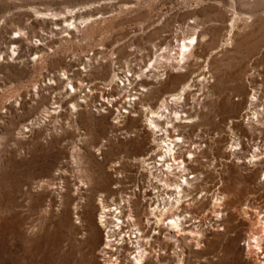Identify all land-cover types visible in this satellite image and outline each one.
I'll list each match as a JSON object with an SVG mask.
<instances>
[{
    "label": "rangeland",
    "instance_id": "obj_1",
    "mask_svg": "<svg viewBox=\"0 0 264 264\" xmlns=\"http://www.w3.org/2000/svg\"><path fill=\"white\" fill-rule=\"evenodd\" d=\"M65 19L71 20L70 23L84 22L80 31H69ZM235 19L233 48L224 49L222 45L228 40V30ZM195 20L200 29L199 43L196 59L186 68L188 72L172 73L169 64L164 65L160 70H168L169 77L149 82L155 89L141 96L138 107L145 104L156 110L186 80L202 71L214 76L210 80L217 82L208 86H217L216 97L204 101L211 105L210 111H206L208 116L192 130L205 140L203 150L209 158L205 156L203 161L209 166L205 167V173H212L208 183L211 194L221 185V191L230 195L226 205L229 213L226 232L209 233L210 239L203 250H197L189 240L182 237L180 240L183 247H188H185L186 264H211L212 244L217 241L223 246L234 237L235 246L228 252L231 264H259L244 251L245 239L251 231L240 209L249 203L264 211V185L258 183L264 176L260 177V169L252 171L230 156L232 133L228 128L245 111L246 96L254 88L246 77L255 73L257 83L264 82V0H0L1 49L8 47L10 37L19 34L17 28L26 33L17 44L19 58L0 59V264H42L44 254H49L50 263L54 264L50 245L42 239L53 233L56 220L63 213L58 209L63 179L68 183V198L72 197L71 221L78 227L76 264H102L104 230L98 225V200L101 195L108 201H117L121 192L128 195L135 188L137 178L145 183L146 173L141 172L144 157L150 152L156 154L154 150H157L153 134L146 129V115L141 112L139 117L129 118L124 126L115 128L111 114H93L86 107L78 114L70 112L68 104L72 100L64 91L65 84L54 86L58 88L55 92L44 87L43 100L39 101L33 99L32 89L64 68L69 74H81L84 85L88 82L87 85L91 83L97 89L95 95L113 88L106 94L121 102L127 90L120 92L116 84L107 85L114 74L120 70L138 71L150 58L152 44L163 47L167 43L175 44L181 35L180 28L186 32V26ZM43 34L46 38L43 52L48 54L40 61L30 62L28 55L34 53V48L29 42ZM96 53L99 56L92 60L93 68L86 73L90 69L81 68ZM196 87L200 85L196 83ZM61 91L60 96H55ZM237 95L244 97L243 103ZM19 97L23 99L22 106L15 107ZM78 97L80 94L74 100ZM12 100L14 103L9 104ZM53 101L60 105L58 114L20 136L21 128L39 117L46 107H51ZM103 141H107L103 154L97 155L95 150ZM238 156L242 160L244 154ZM118 161H122L121 166L112 171ZM201 166L195 163L196 169ZM76 203H80L81 224L73 214ZM135 204L138 212H146L147 205L143 203L142 208L139 200ZM90 207H93L92 217ZM231 209L237 210L233 217ZM192 211L208 215L209 203L202 200ZM92 224L100 230L94 243L91 242ZM62 232L66 239L70 237L69 227H64ZM124 257L123 252L121 258ZM173 257L165 262L177 264L178 257ZM121 264L125 260L121 259Z\"/></svg>",
    "mask_w": 264,
    "mask_h": 264
},
{
    "label": "bare ground",
    "instance_id": "obj_2",
    "mask_svg": "<svg viewBox=\"0 0 264 264\" xmlns=\"http://www.w3.org/2000/svg\"><path fill=\"white\" fill-rule=\"evenodd\" d=\"M56 20L58 21L59 19ZM70 22L71 20L69 19L64 20V23H68L66 28L69 31H80V25L83 24L84 20H81L80 24L76 21ZM196 22V20L190 22L193 25L189 23L186 26V32L180 28L181 35L176 38L175 44L167 43L164 47L152 44L151 56L150 58L148 57L144 66L139 67L138 71L135 72L130 69L127 70L131 78L127 75L120 77L121 73H117L118 75L114 74V78L107 84H116V89H119L120 92H126L125 90H127L126 93H131L136 88L141 91L138 94V102L133 107V110H127L129 115L122 120L123 116L118 114L114 118L117 122H112L114 124L112 127H122L129 118L139 117V113H143V115H146V117L144 116L146 129L153 134V144H155L157 150H154L156 154L150 152L143 160L141 172L145 171L146 173V184L140 178H137L139 183L136 181L133 184L135 188L128 195H122L121 192V196L117 201L114 199L108 201L104 195H101L98 200L100 211L98 225L100 224L99 227L104 230V244L101 250L102 264H121V259L125 260V264H170V262L165 261L175 255L178 257L176 260L177 264H186L185 247H188L182 246L181 237L189 240L190 243L197 247V250H203V247H206L207 239H210L208 237L209 233L213 231L226 232V217L229 214L226 211V205L230 195L221 191V185H219L218 191L214 190L211 194L208 183L211 182L212 177L210 175L212 173H205V167H209L204 162L206 160H204V157L207 156L205 150H203V147L206 146L205 140H203L202 135L199 136L192 130L194 126H199L197 123L201 122V119L203 121L208 116L207 112L210 111L209 107L211 105L204 103V101L206 99L209 100L211 97H216L214 89L217 88L216 85L208 86V84L216 83L217 80H210L214 76L202 71L198 76L186 80L177 92L171 93L163 99L158 109H150L145 104H141L138 107L142 101V95L155 89L154 84L152 85L149 82H159L169 77L168 70H160L164 65L167 67L169 64L172 73L188 72L186 68L189 67L190 61L196 59L195 51L199 43L200 29ZM236 29L235 19L230 24V29L228 30L229 38L222 45V48H233V37ZM54 30L56 31V28ZM22 31L21 28L16 29L19 34L16 37L9 38V45L5 50L0 47V59L3 61H15L19 58L20 46L17 44L26 34L22 33ZM43 36L44 34L29 42L30 46L34 48V53L28 55L30 62L40 61L48 54V52H43L46 41ZM192 41H195V43H192ZM97 56L99 55L96 53L88 57L84 67L81 69L86 70L89 68L90 70H86V73H89L94 65L92 60ZM162 71L165 73L161 74ZM124 73L126 74V72ZM70 75L73 77H70ZM79 75L81 74H69V70L64 68L58 70L56 74L44 80V83H38L39 85L32 89L33 99L38 101L42 99L41 95H43L44 87H48L52 92H55L58 88L54 86L65 84L64 91L67 96H71L72 100L68 104L70 112L78 114L83 107H86L93 113L91 109H93V105L95 106L97 101L102 103L100 104L102 109L106 104L115 107V96H110V93H108L110 97L106 96L108 95L106 92L109 89L113 90V88H108L105 92L100 91L98 93L99 96L95 95V93L97 94V89L93 88L91 83L87 85L88 82L84 85L85 80ZM255 75V73H252L246 77V81L251 83L254 88H251L246 96L245 111L241 113L238 119L236 118V121H231V124H229L228 129L232 133L229 143V154L238 161V164L245 163L248 168L253 169L252 171H259L260 169L261 177L264 176V82L261 84L257 83ZM257 75L261 76L260 74ZM123 79H126L128 83L126 84ZM260 79L262 80V78ZM119 81L124 82L125 89L120 88L121 84ZM144 82L146 83L144 84ZM196 83L200 87H196ZM61 93L62 91L56 93L57 95L55 96H60ZM77 94H80V97L74 100ZM238 97V100L243 103L244 97ZM80 99L82 101H79ZM17 100H15V107H21L22 102L20 101H23V99L19 97ZM11 102L14 103V100L10 101L9 104ZM117 104L118 108L126 109L123 105L119 106L121 102H117ZM58 108H60V105L53 101L51 107H46L39 117L23 126L19 135L24 136L26 132H32L41 123H45L47 119L54 118L58 114ZM137 108H140V110ZM105 113L114 115L111 110ZM107 141L110 142V140ZM107 141H103L102 145L95 150L97 155L103 154ZM246 146L249 147V150ZM239 154H244L242 160L238 156ZM189 156H191V159L188 158ZM207 157L209 158V156ZM73 158L75 163H77L76 158L74 156ZM135 160L139 162V159L135 158ZM212 160L215 159L212 157ZM121 162L115 163L112 166V171H116V168L121 166ZM195 163L198 166L202 165L201 168L196 169ZM119 175L117 176L119 177ZM121 177L122 175H120ZM262 180L264 181V178ZM261 181H258V183L264 185ZM219 183L222 184L221 182ZM81 184L82 186L85 185L82 181ZM68 189L67 180L63 179L60 186L61 193H59L63 195L60 197L58 208L63 213L57 218L53 233L46 239H42L47 246L50 245L49 250L55 257L54 264H76L78 244L75 235L78 227L73 225L71 221L69 206L71 205L72 197L68 198ZM80 200H83V198H80ZM137 200L142 202V208L144 204L147 205L144 214L137 211L135 204ZM202 200L209 203L208 215L204 212L195 213L192 211L193 207ZM79 209L80 203L74 204L73 214L75 221L81 224ZM236 212V209H231V216L233 217ZM92 215L93 207H90L89 216L92 217ZM240 215L244 220H248L251 231L244 242L246 256L255 263L264 264V257L261 258L260 256L264 255V211H261L259 207L249 206L248 203L241 207ZM66 226L70 228V237L68 239L65 238L62 232ZM99 227L94 224L91 225L92 243L97 241L99 237ZM177 229L179 230L177 231ZM235 242L236 239L234 237L223 246L217 241L213 243L211 247L214 252L213 262L216 261V263H210L231 264L228 252L235 246ZM169 245H171V248H169ZM169 249H171L170 254L172 256L168 254ZM123 252L125 257L121 258ZM49 257V254L42 255V264H51Z\"/></svg>",
    "mask_w": 264,
    "mask_h": 264
},
{
    "label": "built area",
    "instance_id": "obj_3",
    "mask_svg": "<svg viewBox=\"0 0 264 264\" xmlns=\"http://www.w3.org/2000/svg\"><path fill=\"white\" fill-rule=\"evenodd\" d=\"M1 58V57H0ZM121 74H120V77H123L124 75H127V76H130V73L126 72V71H122L120 70L119 71ZM126 72V74L124 73ZM131 78V76L129 77ZM125 81V83L127 84L128 82L126 81V79H123ZM120 84L122 87H124V82H121L120 81ZM141 91L139 90H132L131 93H127L126 97L123 98V100L121 101V104H119V106H125V108H118V105L115 101V107L113 106H109L108 104H106V106L102 109L100 107V104H102L101 102H98V103H95V106L93 105V112L95 113H98L99 114V111H101V113H105V112H108L111 110V112L114 114L112 115L113 117V120L112 122H117L114 120V118L119 114L121 116H123V118H121L122 120L124 119V117H127L129 115L128 111H132L133 110V107L135 106V104L138 102V94H140ZM109 106V107H108ZM106 107H108L107 109H105ZM128 110V111H127ZM120 119V120H121ZM117 120V119H116ZM143 181V180H142Z\"/></svg>",
    "mask_w": 264,
    "mask_h": 264
},
{
    "label": "snow or ice",
    "instance_id": "obj_4",
    "mask_svg": "<svg viewBox=\"0 0 264 264\" xmlns=\"http://www.w3.org/2000/svg\"><path fill=\"white\" fill-rule=\"evenodd\" d=\"M192 43H195V41H192ZM185 51H187V49H185ZM189 159H191V156L188 157ZM174 223V222H173ZM179 229H177L178 231Z\"/></svg>",
    "mask_w": 264,
    "mask_h": 264
}]
</instances>
